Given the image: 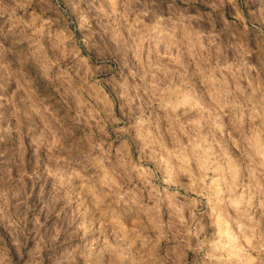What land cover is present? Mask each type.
<instances>
[{
	"label": "rangeland",
	"instance_id": "obj_1",
	"mask_svg": "<svg viewBox=\"0 0 264 264\" xmlns=\"http://www.w3.org/2000/svg\"><path fill=\"white\" fill-rule=\"evenodd\" d=\"M0 264H264V0H0Z\"/></svg>",
	"mask_w": 264,
	"mask_h": 264
}]
</instances>
